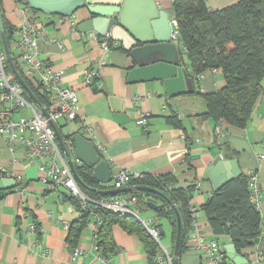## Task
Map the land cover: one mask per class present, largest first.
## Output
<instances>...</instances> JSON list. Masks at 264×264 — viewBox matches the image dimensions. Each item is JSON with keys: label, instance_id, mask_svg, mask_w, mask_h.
Listing matches in <instances>:
<instances>
[{"label": "crops", "instance_id": "1", "mask_svg": "<svg viewBox=\"0 0 264 264\" xmlns=\"http://www.w3.org/2000/svg\"><path fill=\"white\" fill-rule=\"evenodd\" d=\"M154 1L159 10L167 12L170 21L172 0ZM237 1L206 0V4L211 10H219ZM0 8L11 28L19 24L20 15L13 0H1ZM43 14H38V18L47 25L50 43H40L42 56L63 73V86L75 90L77 108L83 116V120L61 124L62 135L79 133L92 140L96 150L102 147L104 153L101 155L113 176L118 172L138 177L172 173L181 186H195L190 202L195 217L181 264H204L196 242L191 239L195 230L206 239H216L224 247L231 243L228 237L213 235L201 210L214 192L207 168L220 156L224 160L236 159L238 169L245 175L248 170H254L260 184L258 210L262 236L253 248L242 253L250 264H264L255 261L257 256H264V91L246 127L227 126L225 136L218 141L215 139L216 124L201 118L206 105L200 93H215L224 87L220 71L205 72L198 77L197 83L187 62L180 61L187 66L188 77L193 82L186 88V94L168 98L158 82L127 81L131 61L123 50L103 52L96 42L88 41L86 35L78 32L77 27L74 31L67 26H55L59 17L70 16ZM71 16L78 25L87 18V13L80 9ZM54 39H60L62 47L57 46ZM91 68L99 70V77L94 86L86 87L82 83V72ZM197 90L199 94H191ZM22 112L26 114L24 111L18 113L23 115ZM174 116L180 127L167 122V118ZM142 118L145 125L139 124ZM186 157L190 159V169L186 166ZM0 177L16 181L15 188L0 201V264H145L146 254L137 236L127 234L117 225L113 226L112 233L118 251L107 259L100 257L94 249V223L83 231L77 246L69 248L65 225L79 215L64 199L62 191L65 190H46L40 181L41 172L30 164L26 151L1 135ZM28 214L34 215L40 225L39 239L27 234V226L31 224ZM149 216L157 217L155 212ZM16 218L21 221V234L16 232ZM157 220L163 237L162 219L157 217ZM41 245L47 249V254L40 253ZM74 250L81 254L73 259Z\"/></svg>", "mask_w": 264, "mask_h": 264}, {"label": "trees", "instance_id": "2", "mask_svg": "<svg viewBox=\"0 0 264 264\" xmlns=\"http://www.w3.org/2000/svg\"><path fill=\"white\" fill-rule=\"evenodd\" d=\"M1 4V0H0ZM1 16L7 42L10 40L11 26L5 21L2 9ZM171 16L176 20L177 44L180 61L185 60L190 73L197 83L207 71H220L225 82L224 87L215 93H204L202 96L206 112L201 118L212 120L216 126L243 129L250 120L253 108L264 91V0H238L236 3L219 10L207 7L206 0H172ZM41 12H37L39 14ZM123 50L121 47L119 48ZM15 67L26 84L46 105L45 95L28 81L18 63ZM191 94H199L193 91ZM174 127H180L177 117L167 118ZM61 132V127H58ZM98 152V151H97ZM98 154L103 159L102 155ZM190 159L185 158L188 169ZM81 180L80 190L88 197L83 207L67 192L62 191L64 199L70 202L77 211L78 218L70 222L66 237L69 248L74 249L83 231L94 223L93 246L102 258L115 255L118 248L115 244L112 228L117 225L129 235H135L142 244L146 254L145 264H158L157 256L160 247L131 215H121L103 209L98 205L101 199L133 194L139 200L141 214L148 211V198L162 205L156 216L166 220L171 228V251L175 244L176 216L170 205L152 192L138 191L117 195H104L92 189L107 191L114 186L95 181L91 177L92 169L76 166ZM145 187L164 195L175 205L181 219V236L179 244V261L187 250V240L192 229L193 217L190 202L195 186H181L172 173L165 175H143L125 183L119 189L127 187ZM250 191L247 176L241 173L232 181L214 191L211 197L201 206L206 220L215 237L225 236L235 246L236 253L243 256L245 249L253 248L262 236V219L259 210L249 200ZM35 227V237L40 238V225L35 216L28 214ZM16 232L21 234L20 218H16Z\"/></svg>", "mask_w": 264, "mask_h": 264}, {"label": "built area", "instance_id": "3", "mask_svg": "<svg viewBox=\"0 0 264 264\" xmlns=\"http://www.w3.org/2000/svg\"><path fill=\"white\" fill-rule=\"evenodd\" d=\"M20 15L19 24L12 28L10 40L7 42L13 62L18 63L24 77L38 88L46 98L47 111L45 117L39 108L31 102L20 84L16 81L11 72L2 43L0 41V135L4 136L8 142L22 147L29 158L32 166L37 167L41 172L40 181L46 190H65L84 206L88 203V197L80 190V187L65 163L59 146L56 142L55 134L50 126L53 122L57 128L60 122H72L77 119L83 120L79 114L77 103L78 98L75 90L63 86V73L55 69L51 63L42 56L43 49L40 43L48 45L47 25L41 23L38 14L28 4L27 0H13ZM170 25L173 30L172 37L177 43L176 20L171 17ZM57 28L67 26L75 31L77 23L72 16L59 17L55 22ZM87 40L96 42L103 52L110 49H118L120 44L110 39L109 36H100L95 32L83 33ZM55 44L62 47L60 39L53 40ZM99 77V70L95 68L85 69L82 72V83L84 86H94V81ZM24 111L26 114L16 116V113ZM139 124L145 125L142 118ZM225 136V131L221 126L215 128V139L220 140ZM182 139H185L183 136ZM68 150L73 155L71 144L67 143ZM104 153L103 148L97 150ZM75 166L80 164L74 157ZM247 186L250 191L249 200L258 209L260 184L258 176L254 170L246 172ZM132 176L125 172H118L112 176L109 184L113 189H119L132 179ZM20 179V176H17ZM100 207L110 212L134 216L146 230L148 235L160 247L157 256L158 264H172L170 253L160 244L162 230L159 227L157 217L148 216L143 218L138 209L139 200L133 194H126L112 198L101 199L98 203ZM191 215L195 217V210L191 209ZM69 224L65 225L68 229ZM29 237L35 235L33 224L27 226ZM196 242V248L200 253L201 261L204 264H234L227 258L225 247L216 239H206L201 232L195 230L191 237ZM95 249V248H94ZM40 253L47 254V249L41 245ZM81 254L79 250L72 253L73 259ZM256 262L264 263V256L256 257Z\"/></svg>", "mask_w": 264, "mask_h": 264}, {"label": "water", "instance_id": "4", "mask_svg": "<svg viewBox=\"0 0 264 264\" xmlns=\"http://www.w3.org/2000/svg\"><path fill=\"white\" fill-rule=\"evenodd\" d=\"M36 12L50 15L71 16L80 9H85L87 18L77 25V31L82 33L95 32L100 36H109L118 42L131 61V69L127 74L129 83L158 82L163 88L165 96L175 98L187 93L186 88L192 84L188 77L186 65L180 63L177 43L172 37L173 30L169 22V15L159 10L154 0H27ZM0 41L6 55L8 66L16 81L41 113L47 117V111L26 84L17 71L13 62L4 30L0 10ZM58 146L65 162L77 183L81 180L77 174L74 157L81 165L92 169L91 177L102 184H109L112 171L106 160L98 154L92 140L79 133L62 135L57 126L50 122ZM71 144L73 155L67 148ZM214 191L232 181L241 174L236 159L224 160L222 157L214 159L207 168ZM16 186V181L9 177H0V201ZM93 192L104 195H117L138 191L152 192L164 199L176 216V236L172 253V264H178L179 244L181 236V219L176 209L164 195L150 188L135 186L123 189H110ZM147 207L154 212L161 209L152 198L146 201ZM227 258L234 264H250V261L236 253L235 246L225 245Z\"/></svg>", "mask_w": 264, "mask_h": 264}, {"label": "rangeland", "instance_id": "5", "mask_svg": "<svg viewBox=\"0 0 264 264\" xmlns=\"http://www.w3.org/2000/svg\"><path fill=\"white\" fill-rule=\"evenodd\" d=\"M40 15H44L43 13H39ZM121 47V45L119 46V48ZM118 48V49H119ZM37 98V97H36ZM38 99V98H37ZM40 102V101H39ZM22 114H23V112H22ZM16 116L17 117H19L20 116V114L19 113H16ZM64 122H60L59 123V127H61V124H63ZM65 127L66 126H64V127H62V129H63V132L65 131ZM56 138V137H55ZM56 142H57V140H56ZM58 144V143H57ZM60 149V148H59ZM62 153V152H61ZM71 153V152H70ZM72 154V153H71ZM62 156H63V154H62ZM63 159H64V161H65V158H64V156H63ZM66 163V162H65ZM68 166V165H67ZM149 215H154V212L153 211H151V210H148V212H145V213H142V216H143V218H146L147 216H149ZM161 223H162V227H163V231H164V236L163 237H161L160 238V244L164 247V248H166L167 249V251L170 253V251H171V247L170 248H168V245H169V243H170V235H171V228H170V225L165 221V220H161L160 221ZM172 245V244H171ZM170 256L172 257V255L170 254Z\"/></svg>", "mask_w": 264, "mask_h": 264}]
</instances>
